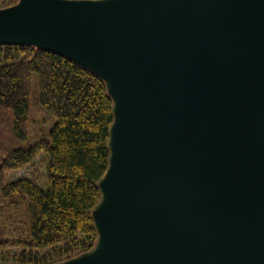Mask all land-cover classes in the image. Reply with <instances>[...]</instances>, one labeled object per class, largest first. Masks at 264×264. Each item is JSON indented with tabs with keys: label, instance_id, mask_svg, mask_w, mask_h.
<instances>
[{
	"label": "water",
	"instance_id": "1",
	"mask_svg": "<svg viewBox=\"0 0 264 264\" xmlns=\"http://www.w3.org/2000/svg\"><path fill=\"white\" fill-rule=\"evenodd\" d=\"M2 44L115 101L100 245L68 264H264V0H20Z\"/></svg>",
	"mask_w": 264,
	"mask_h": 264
},
{
	"label": "trees",
	"instance_id": "2",
	"mask_svg": "<svg viewBox=\"0 0 264 264\" xmlns=\"http://www.w3.org/2000/svg\"><path fill=\"white\" fill-rule=\"evenodd\" d=\"M19 1L0 0V10ZM33 84L37 108L46 115L40 124L48 120L50 127L38 129L42 136L28 148L0 140V220L15 226L0 238V264H57L91 252L98 238L92 213L102 198L114 123L107 85L64 55L0 45V110L10 113L14 141L36 129ZM40 165L44 188L35 175ZM19 169L26 173L7 182L5 173Z\"/></svg>",
	"mask_w": 264,
	"mask_h": 264
},
{
	"label": "rangeland",
	"instance_id": "3",
	"mask_svg": "<svg viewBox=\"0 0 264 264\" xmlns=\"http://www.w3.org/2000/svg\"><path fill=\"white\" fill-rule=\"evenodd\" d=\"M108 92H109V90H108ZM110 96L113 100V107H114L115 101H114L113 96L111 94H110ZM32 97L33 98L31 101V104H32L31 119L33 120V124L36 127V129L31 131L29 133L27 139H25L24 141H14L10 137V130H11L10 113L3 111V110H0V140L9 146L18 147V148H28L30 146V144L32 143V141L34 140V138L42 136V134L38 131V129L42 128V126H47L45 129H48V127H50L48 120L45 121V123L40 124L41 120L46 119V115L42 114V112L37 108L36 98H35V84H33V86H32ZM25 173H26L25 169L10 171V172L5 173V179L7 182H9V181H12L16 178H20ZM35 175H36V178L38 179V185L40 187L44 188L46 186V173H45L44 168L41 167V165L38 166V172ZM100 183H101V181H100ZM100 183H99V188H100ZM98 207H99V205L94 209V211L92 213L94 221H95V212H96ZM0 219H1V216H0ZM8 222L9 221L7 219L6 220H0V238H3L2 236H3L4 232H8L9 230H14L15 226L10 225ZM95 225H96V223H95ZM97 232H98V230H97ZM97 234H98V238H97L95 247L93 248V250L91 252L84 254V255H81V256L73 257L71 259L65 260V261L57 263V264H68L70 262L77 261V260H80L84 257H87L89 255L94 254L100 245V233L98 232ZM0 252L3 253L4 251H0ZM6 264H10V262L6 263Z\"/></svg>",
	"mask_w": 264,
	"mask_h": 264
}]
</instances>
